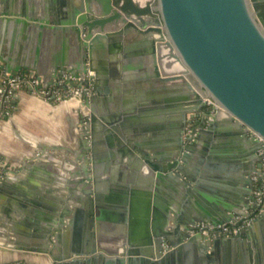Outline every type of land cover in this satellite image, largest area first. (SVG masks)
Listing matches in <instances>:
<instances>
[{"label":"water","instance_id":"obj_1","mask_svg":"<svg viewBox=\"0 0 264 264\" xmlns=\"http://www.w3.org/2000/svg\"><path fill=\"white\" fill-rule=\"evenodd\" d=\"M51 3L38 0L32 7L19 3L0 9V74L37 80L39 85L28 86L26 90L40 92L63 73L78 77L87 71L94 72L91 83L69 82L73 87L92 90L89 103L82 107L90 111L84 130L87 142L81 143V150L88 156L83 160L87 166L77 186L81 192L77 202L85 212L79 230L86 239L81 245L65 246L66 249L60 240L54 241L64 227L61 215L60 225L43 228V252L51 255L55 264H183L184 253L194 255L202 264H215L217 260L221 262L216 252L222 247L233 249L244 245L247 264H254L251 258L254 251L244 238L247 232L235 238L209 241L188 230L198 222L221 224L235 215H243L254 190L264 180V153H261L264 142L256 138L264 140V0H52ZM12 31L17 33L16 40L31 43L27 49L20 43L16 48ZM42 36L48 37L50 47H57L43 56L37 48L39 41L35 42ZM130 57L142 63L135 68L125 65ZM9 79L3 75L5 82ZM0 86L4 84L0 82ZM122 88L124 94L131 96V112L114 114L107 95L111 89L120 93ZM9 89L10 86L3 105ZM206 99L217 104L216 113L207 127H202L196 136H188L190 120L202 118ZM13 103H17V98ZM153 108L162 112L164 130L155 137L163 140L146 147L143 130L124 127L131 120L137 124L143 113ZM224 124L229 132L221 133L218 126ZM127 136L129 146L122 147L121 139L126 140ZM203 139L211 140L213 146H201ZM246 140L253 147L243 150L240 143ZM105 143L114 157H129L134 169H147L144 183L149 193L154 185L156 191L167 187L179 192L185 202L193 185L198 188L205 180L219 176L218 191L223 193V199L211 209L194 208L189 218L167 208L169 226L165 231L151 228L148 208L139 243L120 238L117 242L120 249L114 251L116 257L98 254L110 255V251L102 248L101 240H95L96 224L102 218L99 186L108 170L99 166L100 146ZM207 158L218 164H204ZM194 159L198 163L192 168ZM220 161L226 165L219 164ZM198 176H202L200 180ZM254 176L259 179L254 180ZM231 180L240 185L236 192L227 185ZM8 183L7 176L0 181V192ZM72 198L64 194L62 202L69 208ZM242 204L245 208L236 210ZM1 237L5 242L2 247L20 249L19 244L10 240L15 236L3 230ZM55 250L61 256L54 257Z\"/></svg>","mask_w":264,"mask_h":264},{"label":"crops","instance_id":"obj_2","mask_svg":"<svg viewBox=\"0 0 264 264\" xmlns=\"http://www.w3.org/2000/svg\"><path fill=\"white\" fill-rule=\"evenodd\" d=\"M37 1L0 0V9L8 5L13 8L19 3L30 4L32 7ZM46 1L52 4V0ZM34 32L38 33L36 30ZM12 34L14 36L12 35L11 39L16 48L19 47L17 45L19 43L24 49L31 44L21 38L16 40L15 31H12ZM48 40L46 36H42L41 40L38 38L35 40L39 41L37 48L41 50L42 56L45 53L50 54L57 48L50 47ZM128 59L130 60H124L126 62L124 64L132 68L142 63L132 57ZM124 93H126L124 88L120 93L111 89L107 95L110 99L108 104L110 111L114 114L131 112L132 100L129 98L131 96ZM14 105L12 116L4 121L0 119V159L6 162L11 171L7 176L9 183L0 192V264H55L53 257L43 252L41 235H44V227L60 225V217L63 215L64 227L57 233L58 237L54 241L60 240L66 249L65 246L73 248L81 245L86 239L79 230L85 221V212L81 209L82 205L77 202V195L81 193L77 186L82 179L83 169L87 166L83 160L88 155L85 156L81 150V143L87 142L84 130L90 111L82 109L77 99L56 103L38 98L24 88L18 93L17 103ZM160 114H162L160 109L153 108L143 113L139 124L131 120L124 128L133 130L136 127L143 130L145 141L143 145L146 147L150 143L159 144L163 140L159 136L164 130V120ZM225 126V124L218 126V131L229 132V127ZM156 134L159 136L155 137ZM128 139V136L126 140L121 139L122 147L129 146ZM207 140L203 139L199 144L208 145L210 148L213 144L211 140ZM247 142L246 140L240 143L243 150L253 147L252 143ZM106 144L100 146L99 153L101 163L99 166L108 170L101 178L104 183L99 186V208L102 218L99 224H96L95 240L97 242L100 239L102 248L110 251L111 256L102 252L98 254L116 257L114 251H119L117 242L119 243L122 238L127 242L139 243L143 237L147 221L144 214H147L148 208L151 228L153 226L165 231L169 226L167 208L173 212L183 213L189 218V213H192L194 208L211 209L220 204V198L223 199L221 197L223 193L218 191L219 176H214L212 181L205 180L198 188L193 185L192 194L185 202L182 201L179 192L167 187L156 191L154 185L149 193L144 183L147 169L145 167L142 170L134 169L132 159L129 157L124 158L122 155L114 157ZM220 162L219 164L226 165L224 161ZM197 163V159L192 160V168ZM204 164H218V161L207 158ZM201 177L198 176L197 180ZM227 185L235 192L240 188L233 180ZM64 194H70V198L71 194L76 195V198L70 201L69 208L62 202ZM156 200L158 202H155ZM244 206L242 204L236 210L241 211ZM169 216L172 217L171 214ZM3 230L15 236L10 240L21 246L19 250L2 247L5 243L1 237ZM244 238L254 251L251 257L253 263L264 264V215L247 231ZM216 254L217 259L221 258V262L217 260L215 264H247L248 257L244 245L233 249L222 247ZM53 256L59 257L61 253L55 250ZM183 260V264H202L194 255L188 253H184Z\"/></svg>","mask_w":264,"mask_h":264},{"label":"built area","instance_id":"obj_3","mask_svg":"<svg viewBox=\"0 0 264 264\" xmlns=\"http://www.w3.org/2000/svg\"><path fill=\"white\" fill-rule=\"evenodd\" d=\"M10 77L8 82L3 80V75ZM94 72L87 71L78 77H72L67 73H63L57 79L53 81L50 87L41 90L40 92L32 91L36 97L41 99L52 101V102H62L67 99L78 98L81 106L85 107L89 103L92 90H86L84 87L76 88L70 85V81L77 83H91L93 81ZM0 82L4 86H0V119H8L12 116L15 105L13 100L17 98L18 93L21 89H27L28 86L35 87L39 85L40 82L35 80L33 82L26 79L22 80V76H11L9 73L0 74ZM10 89L7 93L6 99L3 105V98L5 96V91L7 87ZM206 108L202 114V118H192L191 123L188 125L186 134L188 136H196L202 127H207V125L212 121L216 111L215 108L217 104L211 100L206 99ZM3 105V106H2ZM254 136H256L253 133ZM257 139L264 142L262 138L256 136ZM264 153V149L261 151ZM10 169L6 162L0 159V181L6 176L10 175ZM258 176H254V180H258ZM264 215V180L262 183L254 190L253 199L250 201L249 208L245 211L243 215H235L229 222L214 224L212 222H198L194 225L189 226L188 232L192 235H202L205 239L209 241H214L220 238H235L242 233L247 232L254 223Z\"/></svg>","mask_w":264,"mask_h":264}]
</instances>
